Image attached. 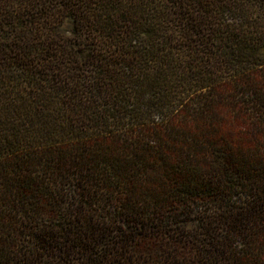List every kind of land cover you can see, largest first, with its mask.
<instances>
[{
    "label": "trees",
    "instance_id": "1",
    "mask_svg": "<svg viewBox=\"0 0 264 264\" xmlns=\"http://www.w3.org/2000/svg\"><path fill=\"white\" fill-rule=\"evenodd\" d=\"M0 264H264V0H0Z\"/></svg>",
    "mask_w": 264,
    "mask_h": 264
}]
</instances>
